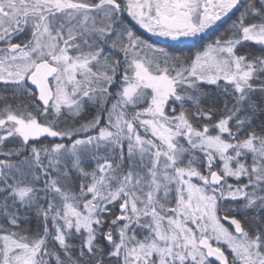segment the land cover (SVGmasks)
<instances>
[{"label": "snow or ice", "instance_id": "1", "mask_svg": "<svg viewBox=\"0 0 264 264\" xmlns=\"http://www.w3.org/2000/svg\"><path fill=\"white\" fill-rule=\"evenodd\" d=\"M0 264H264V0H0Z\"/></svg>", "mask_w": 264, "mask_h": 264}, {"label": "trees", "instance_id": "2", "mask_svg": "<svg viewBox=\"0 0 264 264\" xmlns=\"http://www.w3.org/2000/svg\"><path fill=\"white\" fill-rule=\"evenodd\" d=\"M153 40H154V41H159L157 38H153ZM185 50H187V49H185Z\"/></svg>", "mask_w": 264, "mask_h": 264}, {"label": "rangeland", "instance_id": "3", "mask_svg": "<svg viewBox=\"0 0 264 264\" xmlns=\"http://www.w3.org/2000/svg\"><path fill=\"white\" fill-rule=\"evenodd\" d=\"M158 40L160 39V38H157Z\"/></svg>", "mask_w": 264, "mask_h": 264}]
</instances>
